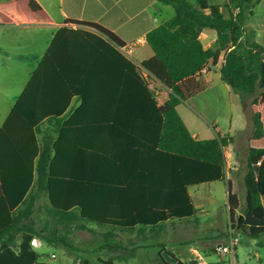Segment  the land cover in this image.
<instances>
[{
	"label": "trees",
	"instance_id": "16d2710c",
	"mask_svg": "<svg viewBox=\"0 0 264 264\" xmlns=\"http://www.w3.org/2000/svg\"><path fill=\"white\" fill-rule=\"evenodd\" d=\"M157 1L175 15L148 33L154 57L141 67L112 32L70 22L81 28L56 33L17 98L0 130V264H48L33 249L37 237L58 248L62 230L89 224L106 229L109 241L117 232L149 240L170 221L197 223L189 189L225 181L231 138L215 128V138L196 140L177 107L187 99L182 83L222 54V80L249 105L253 122L237 228L264 237V46L244 29L262 0H229L224 8L206 0ZM27 15L52 23L36 0L0 3V26ZM204 30L216 32L214 49L203 48ZM144 71L171 91L164 104ZM228 188L233 219L239 200L230 182Z\"/></svg>",
	"mask_w": 264,
	"mask_h": 264
},
{
	"label": "crops",
	"instance_id": "0c3cea01",
	"mask_svg": "<svg viewBox=\"0 0 264 264\" xmlns=\"http://www.w3.org/2000/svg\"><path fill=\"white\" fill-rule=\"evenodd\" d=\"M8 1L12 0L4 2ZM36 1L51 18V24H43L38 22L32 15H28L18 24L0 26V65L2 72H8L13 67L15 71L19 70L21 73L27 74L19 95L14 97L4 121L0 124V130L17 98L23 92L46 55L56 33L61 28H81L70 22L98 24L112 32L126 48H131L126 56L141 67L145 61L154 57V52L147 43L148 33L175 15V11L171 6L164 5L157 0ZM206 1L209 6L223 8L229 2V0H225L222 5H214L211 0ZM244 29L247 32H254L256 42L264 46V0L253 8V14L246 22ZM15 38L20 39L17 46L12 44V40ZM216 39V32L212 30H204L199 37L205 50L214 49ZM223 62L224 55L222 54L217 63H214L213 60L208 62L209 71L207 73H201L199 76L182 83V90L187 97L182 103L187 104L188 110H184L183 113L180 111L182 103L177 107V110L189 132L196 140L215 138V128L231 138V141L225 147V182L227 186L230 182L233 188L237 182L243 183L246 172L248 141L253 132V126H251L253 122L249 105L244 107L240 97L233 93L231 88L222 80L221 67ZM143 74L149 73L144 71ZM150 85L157 96L159 104H164L169 99L171 91L155 79ZM196 114L200 115L205 123L214 129V137H203L206 130L201 128L199 120L195 119L194 115ZM209 122H212V124ZM247 123H249V126ZM239 172L240 175H238ZM202 186L205 185L189 189L198 210V215L201 213L203 201V193L199 188ZM192 189H194V192ZM207 193H210V191ZM191 223L195 222H188L187 224ZM171 227L175 228L173 221L165 225V233L169 232ZM215 250L217 251V249ZM39 262H42L40 258Z\"/></svg>",
	"mask_w": 264,
	"mask_h": 264
},
{
	"label": "rangeland",
	"instance_id": "374dc122",
	"mask_svg": "<svg viewBox=\"0 0 264 264\" xmlns=\"http://www.w3.org/2000/svg\"><path fill=\"white\" fill-rule=\"evenodd\" d=\"M4 1L7 0H0V3ZM186 1L196 6L195 0ZM211 1L214 5H222L225 0ZM19 43L20 39L12 40L14 46ZM14 69L12 67L8 72H2L0 65V124L4 121L14 97L19 95L27 75ZM184 110H188L185 102L180 107L182 113ZM194 117L199 120L201 128L206 130L203 137L215 136L214 129L206 124L200 115L196 114ZM209 123L212 124V122ZM247 125L249 126V123ZM199 188L203 193V201L196 224L173 221L175 228L171 227L169 232L155 238L147 234L149 240L138 236L136 232H117L114 239L109 241L103 237L107 232L106 229L89 224V230L85 231L75 228L62 230L61 236L65 238V241L58 248L50 246L44 237H37L33 243V249L40 260L48 264H79L80 259L84 258L89 261V264H98L99 261H111L114 264H163L160 254L164 256L166 253L181 264H194L192 249H198L211 264H264V237L253 238L247 229L237 228V219L243 214L245 203L243 183L237 182L232 188L239 200V209L233 219L230 215L228 186L225 181ZM192 190L194 192V189ZM209 191L210 193H207ZM40 204L47 205L44 197ZM38 216L35 217L36 228L41 230L42 213L40 212ZM230 236L238 240L234 257L215 250L219 245L228 246ZM21 239L22 234L18 236L20 243ZM52 255H55V258H52Z\"/></svg>",
	"mask_w": 264,
	"mask_h": 264
},
{
	"label": "built area",
	"instance_id": "2783aa9c",
	"mask_svg": "<svg viewBox=\"0 0 264 264\" xmlns=\"http://www.w3.org/2000/svg\"><path fill=\"white\" fill-rule=\"evenodd\" d=\"M131 48H126L125 46L121 48V51L124 55H128ZM209 71L208 63L203 67L201 73H207ZM144 77L147 79V81L151 84L153 82V78L149 74H145ZM238 244V240L236 238H233L230 236L229 245L228 246H222L219 245L217 251L221 254H231L232 257H234L235 248ZM192 259L195 262V264H211L207 258L198 250V249H192L191 250ZM52 258H55V255H52Z\"/></svg>",
	"mask_w": 264,
	"mask_h": 264
},
{
	"label": "water",
	"instance_id": "95a60500",
	"mask_svg": "<svg viewBox=\"0 0 264 264\" xmlns=\"http://www.w3.org/2000/svg\"><path fill=\"white\" fill-rule=\"evenodd\" d=\"M164 259L169 264H175L177 262V260L175 258H172L168 253L164 255ZM178 264H181V263H178Z\"/></svg>",
	"mask_w": 264,
	"mask_h": 264
}]
</instances>
